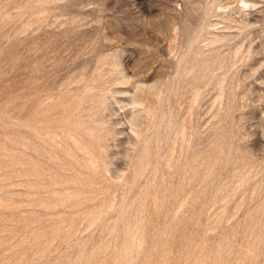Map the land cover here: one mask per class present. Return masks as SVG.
I'll return each instance as SVG.
<instances>
[{"label": "rangeland", "instance_id": "rangeland-1", "mask_svg": "<svg viewBox=\"0 0 264 264\" xmlns=\"http://www.w3.org/2000/svg\"><path fill=\"white\" fill-rule=\"evenodd\" d=\"M0 264H264V0H0Z\"/></svg>", "mask_w": 264, "mask_h": 264}]
</instances>
